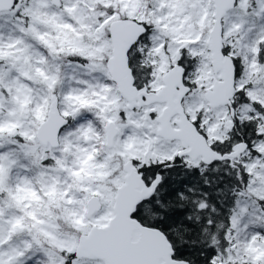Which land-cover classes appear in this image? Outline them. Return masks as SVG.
Here are the masks:
<instances>
[{
    "label": "snow or ice",
    "instance_id": "snow-or-ice-1",
    "mask_svg": "<svg viewBox=\"0 0 264 264\" xmlns=\"http://www.w3.org/2000/svg\"><path fill=\"white\" fill-rule=\"evenodd\" d=\"M0 264H264V0H0Z\"/></svg>",
    "mask_w": 264,
    "mask_h": 264
}]
</instances>
